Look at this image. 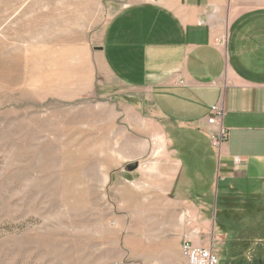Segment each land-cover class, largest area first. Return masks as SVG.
<instances>
[{
  "label": "rangeland",
  "instance_id": "374dc122",
  "mask_svg": "<svg viewBox=\"0 0 264 264\" xmlns=\"http://www.w3.org/2000/svg\"><path fill=\"white\" fill-rule=\"evenodd\" d=\"M131 3L0 0V264H137L133 227L163 212L133 204L137 181L162 177L133 169L150 159L133 105L150 102L100 54Z\"/></svg>",
  "mask_w": 264,
  "mask_h": 264
},
{
  "label": "crops",
  "instance_id": "0c3cea01",
  "mask_svg": "<svg viewBox=\"0 0 264 264\" xmlns=\"http://www.w3.org/2000/svg\"><path fill=\"white\" fill-rule=\"evenodd\" d=\"M100 54L150 102L133 105L140 155L150 158L135 170L162 177L137 181L145 195L133 193V204L163 212L133 227L137 264H190L185 240L217 264H264V0H133L105 27ZM213 105L224 110L220 146L207 121Z\"/></svg>",
  "mask_w": 264,
  "mask_h": 264
},
{
  "label": "built area",
  "instance_id": "2783aa9c",
  "mask_svg": "<svg viewBox=\"0 0 264 264\" xmlns=\"http://www.w3.org/2000/svg\"><path fill=\"white\" fill-rule=\"evenodd\" d=\"M224 110L221 106L213 105L210 108V116L207 121L217 128L213 136V144L220 146L227 139V130L222 125ZM181 254L190 264H217L218 257L211 249L192 246L188 241L181 244Z\"/></svg>",
  "mask_w": 264,
  "mask_h": 264
},
{
  "label": "water",
  "instance_id": "95a60500",
  "mask_svg": "<svg viewBox=\"0 0 264 264\" xmlns=\"http://www.w3.org/2000/svg\"><path fill=\"white\" fill-rule=\"evenodd\" d=\"M136 166H137V162H134V163H133V169H135Z\"/></svg>",
  "mask_w": 264,
  "mask_h": 264
}]
</instances>
